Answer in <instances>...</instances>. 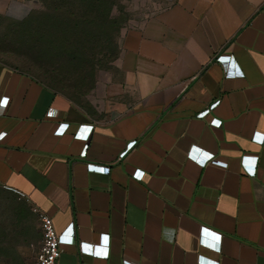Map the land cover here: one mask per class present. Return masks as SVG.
Listing matches in <instances>:
<instances>
[{
    "label": "crops",
    "instance_id": "obj_1",
    "mask_svg": "<svg viewBox=\"0 0 264 264\" xmlns=\"http://www.w3.org/2000/svg\"><path fill=\"white\" fill-rule=\"evenodd\" d=\"M103 94L91 115L0 61V186L75 236L59 264H264V0H172Z\"/></svg>",
    "mask_w": 264,
    "mask_h": 264
},
{
    "label": "rangeland",
    "instance_id": "obj_2",
    "mask_svg": "<svg viewBox=\"0 0 264 264\" xmlns=\"http://www.w3.org/2000/svg\"><path fill=\"white\" fill-rule=\"evenodd\" d=\"M172 0H40L21 19L0 10V61L44 82L89 114L119 77L125 35ZM37 212L0 186V264H34Z\"/></svg>",
    "mask_w": 264,
    "mask_h": 264
},
{
    "label": "built area",
    "instance_id": "obj_3",
    "mask_svg": "<svg viewBox=\"0 0 264 264\" xmlns=\"http://www.w3.org/2000/svg\"><path fill=\"white\" fill-rule=\"evenodd\" d=\"M217 59H221L222 61L223 56L222 55H218L216 57ZM236 75H242V71H237L234 72ZM230 74V73H228ZM218 102V100L214 101L213 103H211L209 105V108L203 109L202 111H199L197 114L198 115H203L205 114L211 107H213L216 103ZM3 111V107L0 109V112ZM49 114H55V110H50ZM82 125V126H81ZM79 126H81L79 128V130L77 129L75 132V135L80 136V138L82 137L83 132L85 131L87 125L86 124H80ZM79 131V132H78ZM254 138H256L257 140L262 141L264 139V132H256L254 135ZM212 163L218 164V165H222L225 166L226 162L219 160V159H212L211 160ZM136 171H134L135 173ZM38 218H39V223H40V229H41V241L35 256V262L34 264H59L58 260L60 257L61 252L63 251V245L64 244H74L76 243V239L74 235H68L65 234L61 231H58L53 223L52 217L50 215H48L47 213H45L42 210H38L36 211ZM80 245V244H79ZM82 246H80L79 248L84 251V243L82 244ZM97 253V254H107V249H105L104 252H100L97 250V248H95V250H92V254L93 253ZM198 260L200 262H204V263H209V264H218L217 262H208L204 259V257L199 256ZM125 264L126 261H125Z\"/></svg>",
    "mask_w": 264,
    "mask_h": 264
},
{
    "label": "snow or ice",
    "instance_id": "obj_4",
    "mask_svg": "<svg viewBox=\"0 0 264 264\" xmlns=\"http://www.w3.org/2000/svg\"><path fill=\"white\" fill-rule=\"evenodd\" d=\"M7 103V101H2V102H0V106H2L3 104H6ZM106 239L107 238H105V241H106Z\"/></svg>",
    "mask_w": 264,
    "mask_h": 264
}]
</instances>
